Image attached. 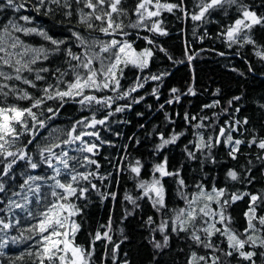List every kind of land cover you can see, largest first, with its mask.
Here are the masks:
<instances>
[{
    "label": "snow or ice",
    "instance_id": "obj_1",
    "mask_svg": "<svg viewBox=\"0 0 264 264\" xmlns=\"http://www.w3.org/2000/svg\"><path fill=\"white\" fill-rule=\"evenodd\" d=\"M27 8L53 19L66 34L58 38L35 25L32 16L20 14ZM163 12L177 20L190 18L197 27L216 24L209 38L229 49L236 46L238 56L251 47L264 68V0H195L191 10L188 0H0L5 17L0 24V257H6V264H93L98 241L103 245L99 264H107L109 252L112 264H131L129 253L119 254L129 237L120 228V239H113L111 214L106 225L89 233L88 247L76 243L85 207L93 196L102 203L116 200L118 191L109 183L118 184L122 176L131 188L124 189L121 203L133 210H143L145 204L151 208L141 224L152 249L149 264H159L173 238L187 245L184 264H231L234 256L237 264L264 262V185L256 191L246 187L257 182V171L264 180V103L258 105L259 128L249 127V116L236 115L242 111V95L231 96L226 107L213 99L197 113L185 110L182 126L177 125L163 110L185 95L195 96L196 89L191 84L186 91L169 87L161 104L168 68L152 72L150 66L159 55L161 61L192 67L198 52L205 50L190 51L185 42L178 59L158 44L154 37L169 34ZM206 36L207 28L198 38ZM31 37L42 43L25 39ZM138 40L143 46H137ZM241 58L253 72L251 63ZM149 81L163 125L149 130L138 124L144 137L128 136V143L117 146L103 135H121L113 132L110 118L140 105L145 96L139 93ZM69 103L88 115L69 118L63 128L50 127ZM217 107L220 112L206 111ZM221 113L228 115L222 123ZM145 140L151 144L147 162L129 151ZM104 145L116 148L115 156H105L111 171L97 158ZM170 148L179 150L178 158L167 154ZM221 148L234 162L231 166L217 159ZM242 200L247 207L240 221L232 210ZM129 215L125 208L121 223ZM10 244L23 251L8 256Z\"/></svg>",
    "mask_w": 264,
    "mask_h": 264
},
{
    "label": "trees",
    "instance_id": "obj_2",
    "mask_svg": "<svg viewBox=\"0 0 264 264\" xmlns=\"http://www.w3.org/2000/svg\"><path fill=\"white\" fill-rule=\"evenodd\" d=\"M194 2L195 0H188L190 10ZM10 14L11 13H9V15ZM20 14L32 16L35 25L50 30V34L58 38H63V35L66 34L63 27L56 25L53 19L45 17L43 14H37L30 8L21 9ZM162 17L164 18L165 26L169 30V34L167 36H156L154 39L158 44L167 48L176 58H182L185 42L191 46L190 51L196 49L205 50L203 52H198L197 56L194 58L192 67H189L186 63L172 65L171 62L166 59L161 61L159 55L157 61L151 64L150 71L152 72H156L165 66L168 68L169 76L165 77L166 85L161 87V104H163L169 96V87H177L182 91H186V86L191 84L196 89L197 94L195 96L185 95L181 98L179 104L166 106L163 111H169L173 118L176 119L177 125L182 126V116L185 110H188L190 113H197L200 111L202 104H210L213 99L220 100L222 105L226 107V102L231 96L242 95V99L239 102L242 111L236 113V115L241 117L245 115L249 116L251 119L249 127L255 125L259 128L262 118L258 105L264 103V99H261V97H264V75H262V73H264V68L261 67V62L252 53L251 47L241 49V55L238 56L235 54L236 46L229 49L220 40L209 38L217 30L216 24L212 23L197 27L196 22L191 21L190 18L186 21L177 20L175 16L167 12H163ZM4 20V14L0 13V24H2ZM194 27L197 35H193ZM206 28L209 32V36H206L204 40L201 41L198 38L199 34H202ZM146 34V32H142V35ZM260 35L261 33L257 30V36L259 37ZM25 39L34 45L42 43L39 37ZM132 39L136 40L135 35H133ZM136 43L138 47L143 46L142 40H138ZM218 52H224L225 55L220 56L217 54ZM242 56L251 63L254 69L253 72L248 71V65L244 62V59L241 58ZM233 69H236V71ZM128 75L134 78L132 73H128ZM124 83L125 86H127L128 81ZM152 86V82L149 81L145 84L144 89L140 91L139 94L145 96L144 101L140 105H134L133 109L127 110L124 113H117L110 118L113 121L111 124L113 132L119 131L121 135L117 137L107 131H105L103 135L111 139L117 146L122 143H128V136L135 135L139 138L144 137L145 129L139 128L138 124L145 125V128L149 130L152 129L153 125H157L158 127L163 125V111L156 105L155 98L150 95ZM217 89H219V93H216ZM145 93H148V95H145ZM148 104L153 105V107L151 109L146 108ZM141 111L144 112L145 115L143 117H138L136 112ZM206 111L210 115L212 111L220 112V108L217 107ZM232 111L234 112V108ZM177 112L180 113L179 119L176 118ZM81 114L88 115L87 112L81 113L79 111V105L69 103L65 105L61 115L54 120L50 127L57 126L63 128L65 125L69 124V118H79ZM226 119H228V115L221 113L220 122L222 123ZM168 130L171 131V127H169ZM150 149L151 144L145 140L138 150L133 151V149H129V151L133 156L142 155L147 162L151 159ZM253 151H255V149H253ZM167 154L170 156L175 155L176 158H178L179 150L170 148ZM108 155L115 156L116 148H109L108 145H104L100 149L97 158L103 165V169L111 171L110 165L107 160H105V156ZM217 159L224 161L228 166L234 163L226 158L223 148H221L220 152L217 154ZM172 163H175V160H173ZM240 163H244V160L242 159ZM222 171L223 169H221V173ZM213 172H215V170H213ZM255 174L257 176V182L254 185L246 186L250 191H256L264 185V180L259 179V171ZM221 179H223L222 174ZM97 183L99 184V181H97ZM109 187L114 191H118V198L116 200L106 198L102 203L98 197H92L91 203L85 207L84 215L78 221L83 223V227L80 232L77 233L76 243L88 247L90 244L89 233L94 232L99 225H106L108 223V217L111 214L113 239H120V228H123L124 234L129 237L128 241L122 243L119 250L120 256L123 257L125 252H127L129 253L128 258L131 260V264H149L152 256V249L143 239L148 233L141 227V224L143 223L142 217L151 214L150 206L145 204L143 210H133L132 206L128 205L127 202L121 203L124 189L131 188V183L128 181L127 176H122L118 184L112 181L109 183ZM236 187L243 190L242 186L239 184H237ZM246 207V201H238L232 210L233 215L236 216L238 220L242 221L243 217L241 210ZM125 208L132 212V215H129L124 223H121V217L124 215ZM181 248L185 250L184 253H180L179 250ZM95 249L93 264H99L103 256V245L98 241ZM187 250V245L173 238L171 241V249L165 250L159 255V264H184ZM5 251L8 256H13L17 252L23 251V248L10 244ZM200 251L203 252L202 249ZM238 259V257L234 256L231 260V264H237ZM0 261H5L6 264V257H0ZM107 264H112L110 252L107 258ZM258 264H264V262L258 260Z\"/></svg>",
    "mask_w": 264,
    "mask_h": 264
}]
</instances>
